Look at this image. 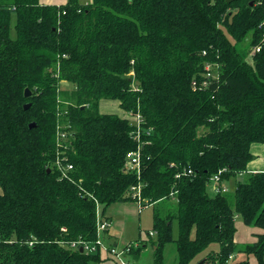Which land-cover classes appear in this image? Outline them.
Listing matches in <instances>:
<instances>
[{
  "label": "trees",
  "instance_id": "obj_1",
  "mask_svg": "<svg viewBox=\"0 0 264 264\" xmlns=\"http://www.w3.org/2000/svg\"><path fill=\"white\" fill-rule=\"evenodd\" d=\"M102 99L124 116L101 112ZM58 125L72 132L63 175ZM255 143L264 149V0H0V264H103L97 207L109 220L136 185L140 207L176 199L153 215L155 264L169 242L176 264L202 252L201 264L235 252L264 264ZM138 147L137 173L126 161ZM214 175L232 190L211 192ZM237 217L261 230L241 247Z\"/></svg>",
  "mask_w": 264,
  "mask_h": 264
},
{
  "label": "rangeland",
  "instance_id": "obj_2",
  "mask_svg": "<svg viewBox=\"0 0 264 264\" xmlns=\"http://www.w3.org/2000/svg\"><path fill=\"white\" fill-rule=\"evenodd\" d=\"M55 1H53L54 3ZM100 111L116 113L124 116L123 110L120 108L117 100L102 99L100 100ZM263 146L259 143H255L252 146L253 159H257L260 155V151L263 152ZM260 152V153H259ZM263 155V154H262ZM261 155V156H262ZM263 157V156H262ZM239 180L244 179V174L237 177ZM228 191L232 190V184L229 182L226 184ZM211 190V189H210ZM123 205L124 208H118ZM115 208V233H117L118 243L116 245L117 251H120L128 242H132L134 246H142L143 251L139 256L134 257L133 254H123L117 256L116 254H110L106 251V247L113 246L112 242L105 241L104 247L101 250V257L103 264H122L124 261L126 264H155L154 246L152 242L156 240V235L152 229L153 215L156 210L160 211L162 216H167L176 212V199L171 198L164 200L161 203H152L143 207H140L136 201H128L123 204L116 203L109 206L106 210H113ZM97 210L101 211V206L98 205ZM235 242L237 246L241 247L244 244L251 243L254 240V233L259 230L255 226L245 225L240 217L235 219ZM172 234L173 237H177V222L175 219L172 221ZM217 244L211 245L216 247ZM177 247L173 242L166 243L163 247V264H176L177 262ZM204 252L199 253L198 256L193 259L189 264H197L201 261V257ZM238 260H248L249 264H257L256 258L253 254H246L244 252H235L227 261L226 264H232Z\"/></svg>",
  "mask_w": 264,
  "mask_h": 264
},
{
  "label": "built area",
  "instance_id": "obj_3",
  "mask_svg": "<svg viewBox=\"0 0 264 264\" xmlns=\"http://www.w3.org/2000/svg\"><path fill=\"white\" fill-rule=\"evenodd\" d=\"M206 70H209V66L206 67ZM208 75H209V73H208ZM135 120H136V129L134 131H132V135L135 139L139 140L140 139V132L142 130L141 125H140L141 121H140V118L138 116L135 118ZM71 137H72L71 131L62 130L60 125L57 126V133H56L57 159L55 162V166H56L57 170L62 175L65 174V172L67 170L72 169V164H70L69 162H67V161L65 163L61 162V160L62 161L66 160L64 150L69 146ZM126 167L129 171H136L137 173L139 172V168H140V149H139V147L135 151H129L127 153ZM188 172H190V171H188ZM210 189H211V192H213V193L225 192L228 190L227 185L220 182L218 175H214L211 178ZM131 191H132V196L134 198H136V200H137L136 202H138V204H139V202L141 200L140 186L139 185L132 186ZM96 218H97L96 219L97 220L96 221L97 222V230L99 231V233H100V231H103L109 227V224H110L109 220L103 218L101 215V212L99 210H97V217ZM96 244L99 245L101 248H105L104 243L102 242L100 237L97 239ZM72 245H75V243H73ZM82 248L86 249L89 252H94L96 250V246L94 244L85 243V245ZM105 249H107V247ZM109 252L111 254H114V255L116 254L117 256H119V255L122 256L124 253L123 249L120 251H117V249L115 247H112V246L109 248ZM121 263L126 264L124 261H121Z\"/></svg>",
  "mask_w": 264,
  "mask_h": 264
},
{
  "label": "crops",
  "instance_id": "obj_4",
  "mask_svg": "<svg viewBox=\"0 0 264 264\" xmlns=\"http://www.w3.org/2000/svg\"><path fill=\"white\" fill-rule=\"evenodd\" d=\"M53 1H55L54 3H53ZM39 2L41 3V4H63V3H65L66 2V0H39ZM252 146H253V144L251 145V148H250V151L252 150ZM263 148V147H262ZM261 152V153H260ZM259 153V157L257 158V159H253L254 158V156H253V158L251 159V161H249V163L247 164V171H254V170H263L264 169V149H263V152L262 151H260ZM251 153H252V155H253V152L251 151ZM263 154V155H262ZM263 157H262V156ZM211 191V190H210ZM128 202V201H127ZM124 202H119L118 204H123ZM126 203V202H125ZM116 204V203H115ZM115 204H112V205H115ZM111 205V206H112ZM114 208V207H113ZM118 208H124V206L123 205H120V207H118ZM101 212V211H100ZM105 215L107 216V217H109V227L107 228V231L105 232V233H100L99 235H100V239L102 240V242L104 243L105 241H108V242H112V247H116V245H117V243H118V238H117V233H115V219L113 218V216H115V208L113 209V210H109L108 209V211L106 210L105 211ZM261 230L259 229V230H256L255 232H253L254 233V235L256 234V233H259ZM235 233H236V231H235ZM234 238H235V235H234ZM235 240V239H234ZM256 240V235H255V237H254V240H252V242L253 241H255ZM128 243H132V242H128ZM127 243V244H128ZM126 244V245H127ZM125 245V246H126ZM143 249H145V246H144V248H142V251H143ZM141 251V252H142Z\"/></svg>",
  "mask_w": 264,
  "mask_h": 264
},
{
  "label": "water",
  "instance_id": "obj_5",
  "mask_svg": "<svg viewBox=\"0 0 264 264\" xmlns=\"http://www.w3.org/2000/svg\"><path fill=\"white\" fill-rule=\"evenodd\" d=\"M63 84L67 85V82H62ZM25 96H29V90L26 89L25 90V93H24ZM28 106V104L25 105V107ZM34 125V123H30V126ZM80 250L82 251V247L80 248ZM202 261L198 262L197 264H201Z\"/></svg>",
  "mask_w": 264,
  "mask_h": 264
}]
</instances>
